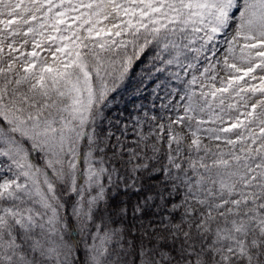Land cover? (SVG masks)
Returning a JSON list of instances; mask_svg holds the SVG:
<instances>
[{
	"label": "snow or ice",
	"instance_id": "obj_1",
	"mask_svg": "<svg viewBox=\"0 0 264 264\" xmlns=\"http://www.w3.org/2000/svg\"><path fill=\"white\" fill-rule=\"evenodd\" d=\"M0 264H264V0H0Z\"/></svg>",
	"mask_w": 264,
	"mask_h": 264
}]
</instances>
